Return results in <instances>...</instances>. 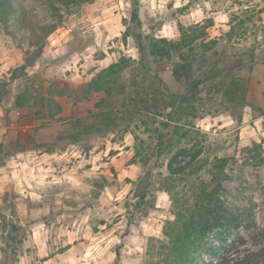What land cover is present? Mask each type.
Returning a JSON list of instances; mask_svg holds the SVG:
<instances>
[{
  "label": "rangeland",
  "instance_id": "1",
  "mask_svg": "<svg viewBox=\"0 0 264 264\" xmlns=\"http://www.w3.org/2000/svg\"><path fill=\"white\" fill-rule=\"evenodd\" d=\"M8 1V13L0 5V264H61L79 242H90V264H154L150 245L175 218L174 196L193 201L215 157L230 159L220 196L243 222L208 240L230 259L264 251V0H141L142 33L160 48L161 38L181 44L150 69L134 30L125 34L132 0ZM178 64L190 65L192 83L201 79L197 90ZM213 69L220 77L205 79ZM196 152L192 167L203 170L168 186L171 159L185 164ZM148 170L152 185L135 196Z\"/></svg>",
  "mask_w": 264,
  "mask_h": 264
},
{
  "label": "trees",
  "instance_id": "2",
  "mask_svg": "<svg viewBox=\"0 0 264 264\" xmlns=\"http://www.w3.org/2000/svg\"><path fill=\"white\" fill-rule=\"evenodd\" d=\"M94 0H64L66 4H83L85 2H93ZM4 12L8 13L11 3L8 0H0ZM141 0H132L131 20L133 25L128 27L127 33L133 29L134 37L137 41V50L139 53V62L145 68L150 69V63H156L159 60L172 58L173 51L177 50L178 43L174 45V40L169 38H161L163 48L157 46L154 36L144 35L140 30L142 19L140 17ZM180 44V45H179ZM183 44V42H182ZM210 47L207 46V49ZM152 59V61H151ZM204 59V56H202ZM118 67H110L108 73H116ZM214 74L205 73L204 78L220 77L221 73L218 69L211 70ZM176 74L186 76L190 81V90L198 89L201 79L192 83L193 74L190 65L178 64L175 70ZM172 97L180 98L179 102L187 103L191 97L188 94L176 95ZM246 104V99L241 98ZM248 105V103H247ZM168 106H174V103ZM185 153V151H184ZM187 153V152H186ZM200 155L196 152L191 157L190 162L185 164L179 162L175 164L177 157L171 159L169 169L172 173L170 185H177L179 182L186 180L188 176L199 174L203 170L204 164L199 163L192 167L193 162ZM228 157H215L210 164L213 166L211 178L209 180L202 179L195 188L193 201L181 203L182 199L174 196L173 203L175 218L169 219L164 225V237L153 238L150 245V254L154 257V264H264V251L249 252L241 257L230 259L221 253V248L217 244H212L208 240V236L213 232H221L226 227L239 226L243 219L228 211L225 207L220 193L224 190V171L229 162ZM190 166V168H189ZM147 193V192H146ZM143 193L141 196H144ZM205 255L210 256L211 259Z\"/></svg>",
  "mask_w": 264,
  "mask_h": 264
},
{
  "label": "crops",
  "instance_id": "3",
  "mask_svg": "<svg viewBox=\"0 0 264 264\" xmlns=\"http://www.w3.org/2000/svg\"><path fill=\"white\" fill-rule=\"evenodd\" d=\"M54 154H56V153H53V155ZM49 155H50V153H48V152L47 153L42 152L39 155L40 161L43 162L44 160H46L48 158ZM78 249H80L81 251H82V249L83 250L85 249L88 252L85 255L84 254H77L75 258L70 256L69 253L73 254ZM89 251H90V242H86V243L79 242V243H73L71 245H68L67 250L65 252L60 253L61 254L60 255L61 264H90V253H89ZM126 261H123L122 264H128Z\"/></svg>",
  "mask_w": 264,
  "mask_h": 264
},
{
  "label": "water",
  "instance_id": "4",
  "mask_svg": "<svg viewBox=\"0 0 264 264\" xmlns=\"http://www.w3.org/2000/svg\"><path fill=\"white\" fill-rule=\"evenodd\" d=\"M151 185V170H148L136 186L134 191L135 196H140L143 193H146L150 189Z\"/></svg>",
  "mask_w": 264,
  "mask_h": 264
}]
</instances>
